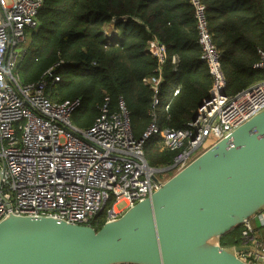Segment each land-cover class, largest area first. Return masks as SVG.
Here are the masks:
<instances>
[{
	"label": "built area",
	"instance_id": "2783aa9c",
	"mask_svg": "<svg viewBox=\"0 0 264 264\" xmlns=\"http://www.w3.org/2000/svg\"><path fill=\"white\" fill-rule=\"evenodd\" d=\"M197 18L201 58L212 76L210 97L196 110L184 128L161 129L155 109L160 103L167 47L149 41L147 52L157 57L158 74L145 78L153 91V121L135 138L129 110L120 101L118 113L108 103L88 128H79L73 113L82 99L53 101L45 93L46 82L26 84L16 72L29 31L38 27L43 0H0V222L10 213L52 216L77 224H91L102 213L106 221L118 219L158 189L169 173L177 174L207 148L264 109V79L230 95L227 74L207 18L203 0H192ZM254 67L264 71V51ZM44 74L60 82L54 68ZM178 90L175 91L177 93ZM162 145L177 151L166 171L148 164L145 142L157 133ZM210 140L211 143L205 146ZM167 173L164 178L160 176ZM264 225V211L256 215ZM240 245L250 249L237 254L248 264H264V236L250 220L242 225Z\"/></svg>",
	"mask_w": 264,
	"mask_h": 264
},
{
	"label": "trees",
	"instance_id": "16d2710c",
	"mask_svg": "<svg viewBox=\"0 0 264 264\" xmlns=\"http://www.w3.org/2000/svg\"><path fill=\"white\" fill-rule=\"evenodd\" d=\"M215 43L221 51L230 95L264 79L254 67L264 51V0H203ZM39 25L27 34L25 51L16 72L26 84L45 80V93L53 101L82 99L73 113L79 128L92 126L105 103L118 113L120 101L129 110L135 138L153 121V91L145 78L158 74L157 57L146 48L155 38L167 47L160 103L155 109L161 129L184 128L210 97L212 76L201 58L197 18L192 0H43ZM115 25L116 35L107 27ZM178 62L174 63V57ZM54 68L53 76L44 74ZM178 92L173 95L171 84ZM152 167L174 162L177 151L162 145L159 132L144 145ZM104 214L91 221L100 229ZM242 225L224 235L221 245L235 247Z\"/></svg>",
	"mask_w": 264,
	"mask_h": 264
},
{
	"label": "water",
	"instance_id": "95a60500",
	"mask_svg": "<svg viewBox=\"0 0 264 264\" xmlns=\"http://www.w3.org/2000/svg\"><path fill=\"white\" fill-rule=\"evenodd\" d=\"M152 178L151 197L100 229L10 213L0 264H248L237 252L250 246L221 239L264 211V109L168 180Z\"/></svg>",
	"mask_w": 264,
	"mask_h": 264
},
{
	"label": "crops",
	"instance_id": "0c3cea01",
	"mask_svg": "<svg viewBox=\"0 0 264 264\" xmlns=\"http://www.w3.org/2000/svg\"><path fill=\"white\" fill-rule=\"evenodd\" d=\"M107 33H108V35H110L108 31H107ZM116 33H117V31H116V29H115L114 34H113V35H110V36H115ZM173 62H174V63H177V62H178V57L175 56L174 59H173ZM171 90H174V91H173V95H175V91L178 90V87L176 88V81H175V83L173 82V83L171 84ZM250 221L252 222L253 226L258 227V229H259V231H260V234L264 236V225L261 226V225L259 224L258 217L255 216V218L251 219Z\"/></svg>",
	"mask_w": 264,
	"mask_h": 264
},
{
	"label": "rangeland",
	"instance_id": "374dc122",
	"mask_svg": "<svg viewBox=\"0 0 264 264\" xmlns=\"http://www.w3.org/2000/svg\"><path fill=\"white\" fill-rule=\"evenodd\" d=\"M115 25L114 24H111V25H109L108 27H107V31L109 32V34L110 35H113L114 34V32H115ZM32 31L33 30H31V31H29L28 33H32ZM28 41L29 40H27V43H28ZM30 42V41H29ZM211 143V141L210 140H208L206 143H205V146H208L209 144ZM167 173H162V174H160V176L162 177V178H164V176L166 175ZM173 176V173H169V174H167L166 176H165V178L166 179H169V178H171Z\"/></svg>",
	"mask_w": 264,
	"mask_h": 264
}]
</instances>
